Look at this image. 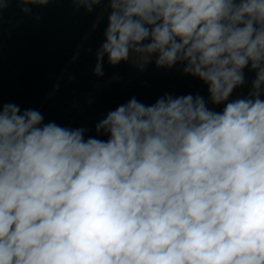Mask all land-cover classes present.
Masks as SVG:
<instances>
[{"label":"clouds","instance_id":"obj_1","mask_svg":"<svg viewBox=\"0 0 264 264\" xmlns=\"http://www.w3.org/2000/svg\"><path fill=\"white\" fill-rule=\"evenodd\" d=\"M108 2L97 75L158 54L219 104L250 63L252 98L133 97L96 125L106 141L3 104L0 264H264V0Z\"/></svg>","mask_w":264,"mask_h":264},{"label":"trees","instance_id":"obj_2","mask_svg":"<svg viewBox=\"0 0 264 264\" xmlns=\"http://www.w3.org/2000/svg\"><path fill=\"white\" fill-rule=\"evenodd\" d=\"M110 12L108 0L91 10L79 0H0V106L13 103L21 112L35 109L44 124L83 128L85 139L106 141L107 133L98 132L96 125L133 97L151 105L165 94H191L203 97L215 112H222L229 102L252 98L256 70L250 63L242 69L244 82L219 104L212 102L207 83L184 72L186 62L157 66L158 54H152L143 68L129 60L113 65L105 55L103 75H97V52L105 42ZM260 99L264 100V86Z\"/></svg>","mask_w":264,"mask_h":264},{"label":"rangeland","instance_id":"obj_3","mask_svg":"<svg viewBox=\"0 0 264 264\" xmlns=\"http://www.w3.org/2000/svg\"><path fill=\"white\" fill-rule=\"evenodd\" d=\"M103 14H101V16H102ZM132 55H134V57H138V56H136L135 54H132V53H130V57H129V61H131L132 63H134L135 65H137V66H139V67H144L147 63H143L142 62V60L138 57V59L140 60V62H135L134 60H132ZM151 58H152V56H151ZM150 58V59H151Z\"/></svg>","mask_w":264,"mask_h":264},{"label":"crops","instance_id":"obj_4","mask_svg":"<svg viewBox=\"0 0 264 264\" xmlns=\"http://www.w3.org/2000/svg\"><path fill=\"white\" fill-rule=\"evenodd\" d=\"M132 60H134L135 62H140V60L138 59V57H134V55H132ZM131 62V61H130ZM134 64V63H133ZM135 65V64H134ZM137 66V65H136ZM139 67V66H138ZM143 68V67H141Z\"/></svg>","mask_w":264,"mask_h":264}]
</instances>
